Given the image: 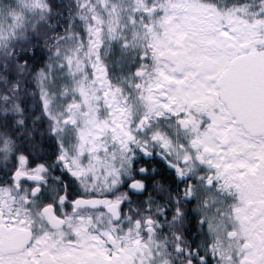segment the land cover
Instances as JSON below:
<instances>
[{
    "label": "snow or ice",
    "instance_id": "1",
    "mask_svg": "<svg viewBox=\"0 0 264 264\" xmlns=\"http://www.w3.org/2000/svg\"><path fill=\"white\" fill-rule=\"evenodd\" d=\"M0 264H264V0H0Z\"/></svg>",
    "mask_w": 264,
    "mask_h": 264
}]
</instances>
